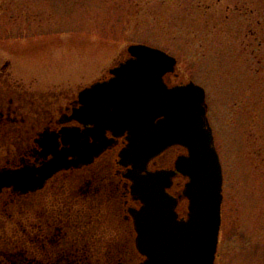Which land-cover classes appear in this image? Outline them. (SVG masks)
<instances>
[{
	"label": "rangeland",
	"instance_id": "rangeland-1",
	"mask_svg": "<svg viewBox=\"0 0 264 264\" xmlns=\"http://www.w3.org/2000/svg\"><path fill=\"white\" fill-rule=\"evenodd\" d=\"M143 44L206 91L224 175L215 264H264V0H0V68L38 93L77 91Z\"/></svg>",
	"mask_w": 264,
	"mask_h": 264
},
{
	"label": "flooded vegetation",
	"instance_id": "flooded-vegetation-1",
	"mask_svg": "<svg viewBox=\"0 0 264 264\" xmlns=\"http://www.w3.org/2000/svg\"><path fill=\"white\" fill-rule=\"evenodd\" d=\"M8 67L0 68V264H145L154 203L145 197V167L125 157L129 133L88 109L94 101L85 91L109 82L110 71L77 91L38 93L12 80ZM172 79L169 87L184 83ZM187 154L172 146L146 170L176 171ZM187 182L178 173L166 189L180 221L189 215Z\"/></svg>",
	"mask_w": 264,
	"mask_h": 264
},
{
	"label": "water",
	"instance_id": "water-1",
	"mask_svg": "<svg viewBox=\"0 0 264 264\" xmlns=\"http://www.w3.org/2000/svg\"><path fill=\"white\" fill-rule=\"evenodd\" d=\"M127 51L130 57L110 70L109 82L85 92L93 98L88 109L98 111L94 118L99 123L106 120L111 129L129 133L128 162L143 171L145 167V197L154 202L147 205L153 234L143 236L141 243L149 258L145 264H215L223 167L207 117L205 89L194 82L169 87L177 59L161 49L134 44ZM175 145L188 150L176 171L148 174L147 164ZM178 173L188 178L187 221L178 219V201L166 195Z\"/></svg>",
	"mask_w": 264,
	"mask_h": 264
}]
</instances>
